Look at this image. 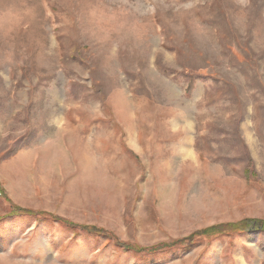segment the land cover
<instances>
[{
    "label": "rangeland",
    "instance_id": "obj_1",
    "mask_svg": "<svg viewBox=\"0 0 264 264\" xmlns=\"http://www.w3.org/2000/svg\"><path fill=\"white\" fill-rule=\"evenodd\" d=\"M255 221L264 0H0V264H264Z\"/></svg>",
    "mask_w": 264,
    "mask_h": 264
},
{
    "label": "trees",
    "instance_id": "obj_2",
    "mask_svg": "<svg viewBox=\"0 0 264 264\" xmlns=\"http://www.w3.org/2000/svg\"><path fill=\"white\" fill-rule=\"evenodd\" d=\"M255 224H257L258 226H253V227H251V225L250 226H246V227H242V226H239V225H237V226H232L231 227V231H234V232H236V233H244V232H247V231H259L260 233H264V222H262V221H255Z\"/></svg>",
    "mask_w": 264,
    "mask_h": 264
},
{
    "label": "bare ground",
    "instance_id": "obj_3",
    "mask_svg": "<svg viewBox=\"0 0 264 264\" xmlns=\"http://www.w3.org/2000/svg\"><path fill=\"white\" fill-rule=\"evenodd\" d=\"M189 153V152H188Z\"/></svg>",
    "mask_w": 264,
    "mask_h": 264
}]
</instances>
